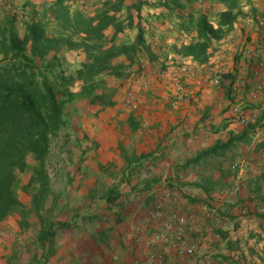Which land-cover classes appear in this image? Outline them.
Instances as JSON below:
<instances>
[{
	"label": "crops",
	"instance_id": "obj_1",
	"mask_svg": "<svg viewBox=\"0 0 264 264\" xmlns=\"http://www.w3.org/2000/svg\"><path fill=\"white\" fill-rule=\"evenodd\" d=\"M17 1L26 8L27 24L0 15V64L10 32L36 21L54 20V26L58 21L49 10L35 13L58 0ZM61 1L72 18L77 13L114 14L110 5L129 6L134 0ZM149 4L142 0L143 41L136 54L111 53L114 73L123 70V63L127 67L115 80L124 82L123 94L111 107L79 106L78 122L61 126L74 183L69 197L83 199L70 198L69 218L57 221L64 224L57 225L63 232L44 247L38 243L50 251L45 264H192L182 252L188 245L196 247L197 256L208 257L209 264H264V0H246L233 10L205 60L181 52L189 39L181 23L179 46L168 28L149 25L154 11ZM127 6L113 16L122 13L129 26ZM132 28L136 33L126 34L137 35L138 27ZM102 39L96 41L104 53L109 45ZM131 41L127 44L133 45L134 37ZM247 51L251 58L243 71ZM64 52L60 74L69 79L68 96L76 99L82 92L78 75L93 52L89 47ZM216 55L223 60L219 85L203 76ZM140 72L148 89L133 80ZM178 87L182 91L174 102ZM127 90L141 99L138 110L123 104ZM157 207L161 213L153 215ZM178 218L184 222L178 225Z\"/></svg>",
	"mask_w": 264,
	"mask_h": 264
},
{
	"label": "rangeland",
	"instance_id": "obj_2",
	"mask_svg": "<svg viewBox=\"0 0 264 264\" xmlns=\"http://www.w3.org/2000/svg\"><path fill=\"white\" fill-rule=\"evenodd\" d=\"M150 7L153 8L151 14V22L149 25L156 22L165 28H168L166 31L172 32L170 35L173 38L172 43H177L179 46V8L181 7L184 12V16L187 21L182 24V27H187L190 41L196 39L195 32V21L199 16H206L210 23L216 25L219 19L220 14L226 9L229 2L223 0H179L177 3H174L172 0H168L170 3H166L165 7L164 0H150ZM189 4H187V2ZM246 0H237V6H240L242 2ZM125 6V4H124ZM123 4L113 3L108 7L109 10L113 11L114 14H109L112 19L110 20V26L112 29H108L101 37H103V42L105 45H109L106 50H100L101 47L96 39H87L84 40V36L77 34L75 28H72L76 20L69 19L64 22V25L59 22L54 24V20H44L45 31L50 30L53 35L56 37V45L59 49L58 55L65 53V50L68 49H81L82 47H89L91 49L92 58L90 57L87 60V66H83L80 74L78 75V80L82 81L78 86L80 87L79 94L80 96L76 99H72L71 96H68L67 83L69 79L61 76V65L59 58L57 61H54L53 69L49 71L45 70V73L52 79L56 91L57 99L62 108V117L63 124L62 126H71V123L78 122L79 118V106L82 108H92L91 105H106L111 107L115 104L116 96H121L123 91H125L126 86L124 82L116 83L117 74H126V64L123 63L124 67L122 71H116L114 73L111 70L109 65L113 53L117 49L123 50V53H128L129 55L136 50L130 48L133 45L127 44L128 41H131V38L136 39V34L131 32L126 34L125 31L132 30L133 24L137 23V20L133 19L132 23L127 26L124 24L122 16L120 13L118 17H115V13L121 12L123 9ZM127 6V5H126ZM124 7V9L126 8ZM128 7V6H127ZM52 6L45 5L42 8V11L36 10L35 13L41 15L45 14L46 11L51 9ZM58 8H56L57 11ZM88 10V8H86ZM65 8H59L58 13L60 19L64 16ZM50 18V17H49ZM53 18V17H51ZM139 22L142 24L141 20ZM144 22H147V19H144ZM51 23V24H50ZM25 24V23H24ZM27 24V23H26ZM28 26V25H27ZM167 26V27H166ZM20 27V26H19ZM135 30V29H134ZM27 31V27H21L17 30L10 32V36L14 37H24ZM121 33L120 38L117 36ZM136 33V30H135ZM124 38V39H122ZM89 44V45H88ZM8 45V41L4 43V48ZM134 48V47H133ZM133 53V54H134ZM49 58V56H47ZM99 58V60H95ZM94 60L95 63L91 67V62ZM59 62V65H58ZM122 64V63H121ZM120 67H122L120 65ZM107 70V73H106ZM113 75V76H112ZM124 79V77H123ZM72 81H76L75 77H72ZM122 89V90H119ZM79 90V89H78ZM119 90V91H118ZM118 91V92H117ZM81 108V109H82ZM61 127L56 131L54 135L50 138L49 144V154L46 158L45 168L48 174V191L45 194V201H42L39 207H34L32 204L31 195L35 192L36 188L39 186L38 182H30V177L34 174V169L38 166L37 161L31 154L25 156L24 167L22 170H16L15 177L12 181L13 188V202L11 204V210L9 214L0 220V264H45V259L50 255L49 250L41 248L37 242V237L41 228L42 222H46L49 219H54L59 222V218H69L68 212L72 211V208L67 209L69 206L68 202L72 198L73 202L77 200H82V198L69 197L71 185L73 182L69 181V174L71 168L66 159L69 157V149L65 147L62 143V134ZM74 171L79 169L72 168ZM78 188V186H77ZM79 205H75L74 208H79ZM76 220L79 222V214H75ZM90 219V217H88ZM58 219V220H57ZM57 232L58 236L63 229L56 227L55 233ZM49 258V257H48Z\"/></svg>",
	"mask_w": 264,
	"mask_h": 264
},
{
	"label": "trees",
	"instance_id": "obj_3",
	"mask_svg": "<svg viewBox=\"0 0 264 264\" xmlns=\"http://www.w3.org/2000/svg\"><path fill=\"white\" fill-rule=\"evenodd\" d=\"M225 1L229 2V5L220 14L216 26L210 23L206 16L198 17L195 21L196 39L181 45L180 50L183 54L206 59L208 51L223 35L222 25L231 22L233 10L238 7L237 0ZM61 2L58 0V3L49 9L51 16L58 20L57 23L61 22L63 25L69 19L76 20L71 27L75 28L77 34L83 35L84 40L101 38L111 25L112 17L107 14V11H100L92 16L77 13L72 18H68L65 12L66 14L60 19L58 9L64 8ZM164 2L165 7L170 3L168 0ZM141 5L142 0H134L128 6L129 24L133 19L137 20L135 25L138 27V32L133 44L134 48H130L136 52L143 41L139 22ZM56 8H58L57 11ZM179 9L182 10L181 7ZM133 10L135 14H132ZM180 10L179 21L182 25L188 18ZM44 29L45 25L36 21L27 26L24 37L11 36L4 49L6 59L0 64V220L5 218L11 210L14 199L12 181L16 170L23 169L26 155L31 154L38 163L34 174L29 179L30 182L36 181L39 184L31 195L34 207H39L42 201H45V194L48 191L49 181L45 162L49 154L50 138L62 126L63 117L54 83L45 73V70L53 69V62L57 61V58L60 59L56 45L57 39ZM120 51L123 52V50ZM130 56L132 58L131 54ZM95 60L98 61L99 58ZM95 62L94 60L91 62V67ZM57 225L64 224L54 219L46 222L41 220L37 237V242L41 246L44 247L52 239Z\"/></svg>",
	"mask_w": 264,
	"mask_h": 264
},
{
	"label": "built area",
	"instance_id": "obj_4",
	"mask_svg": "<svg viewBox=\"0 0 264 264\" xmlns=\"http://www.w3.org/2000/svg\"><path fill=\"white\" fill-rule=\"evenodd\" d=\"M73 3H78V4H84L85 0H69ZM11 15L19 24L24 25L28 19V15L26 12V8L23 3L18 2L17 0H0V15ZM263 42H264V36H263ZM247 56L244 61V64L241 66L243 71H246V69L249 66L250 63V58L251 54L250 51H247ZM143 61L140 60V66H142ZM139 66V69L142 70L143 68ZM223 67V60L219 56H215L213 58V67L211 69H208L207 72L203 74L204 78L208 81L211 82L213 85H219L220 80H221V69ZM133 80L141 86L142 89H148L149 84L147 81L144 80V74L142 72L138 73ZM179 91H182L181 89L176 90V98L174 99V102H179ZM123 104L129 108L130 110H138L141 104V99L133 92L130 90H127L124 94L123 98ZM161 213V208L157 207L153 211V215H159ZM243 212H241L242 214ZM215 220L218 221L219 218L215 217ZM184 219L183 218H178L177 223H183ZM181 235L180 232L178 231V238H177V246L179 248V241H181ZM261 247L264 250V243H261ZM182 252L190 258L192 264H209V258L204 256V257H199L196 255V247L194 245H188L182 248ZM233 258L235 260L239 259V254L234 253Z\"/></svg>",
	"mask_w": 264,
	"mask_h": 264
}]
</instances>
